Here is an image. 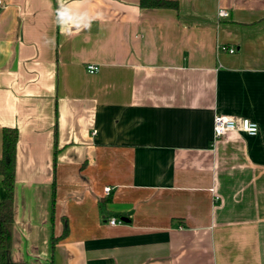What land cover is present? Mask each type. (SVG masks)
I'll return each mask as SVG.
<instances>
[{
	"label": "crops",
	"instance_id": "1",
	"mask_svg": "<svg viewBox=\"0 0 264 264\" xmlns=\"http://www.w3.org/2000/svg\"><path fill=\"white\" fill-rule=\"evenodd\" d=\"M2 1L11 261L264 264V0Z\"/></svg>",
	"mask_w": 264,
	"mask_h": 264
},
{
	"label": "trees",
	"instance_id": "2",
	"mask_svg": "<svg viewBox=\"0 0 264 264\" xmlns=\"http://www.w3.org/2000/svg\"><path fill=\"white\" fill-rule=\"evenodd\" d=\"M144 8H173L178 9L176 0H141ZM18 131L15 128L3 130V150L0 160V176L5 190V196L0 203V264L14 263L10 259L13 236V211L16 185V150Z\"/></svg>",
	"mask_w": 264,
	"mask_h": 264
},
{
	"label": "built area",
	"instance_id": "3",
	"mask_svg": "<svg viewBox=\"0 0 264 264\" xmlns=\"http://www.w3.org/2000/svg\"><path fill=\"white\" fill-rule=\"evenodd\" d=\"M3 6V1L0 0V8ZM220 18H228L229 12L226 10L219 11ZM230 53H234V49L229 50ZM87 70L90 74H95L99 71L98 66L89 65ZM230 132H241L248 136H256L259 132V126L256 122L250 119H237L232 116L223 115L220 113L215 114L214 116V140H218L219 138L223 137L224 135ZM96 133V132H94ZM111 188H105V192L107 195L111 193ZM109 223L111 225H117L122 223V221L117 220L115 218L110 219Z\"/></svg>",
	"mask_w": 264,
	"mask_h": 264
}]
</instances>
